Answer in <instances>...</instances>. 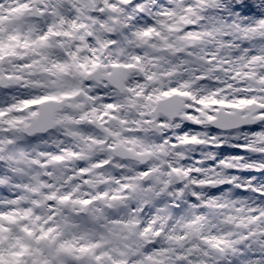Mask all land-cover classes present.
Masks as SVG:
<instances>
[{"label":"clouds","instance_id":"1","mask_svg":"<svg viewBox=\"0 0 264 264\" xmlns=\"http://www.w3.org/2000/svg\"><path fill=\"white\" fill-rule=\"evenodd\" d=\"M0 264H264V0H0Z\"/></svg>","mask_w":264,"mask_h":264}]
</instances>
